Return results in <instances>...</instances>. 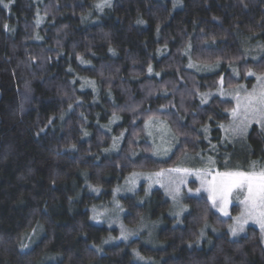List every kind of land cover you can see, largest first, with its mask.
<instances>
[{
	"label": "trees",
	"instance_id": "1",
	"mask_svg": "<svg viewBox=\"0 0 264 264\" xmlns=\"http://www.w3.org/2000/svg\"><path fill=\"white\" fill-rule=\"evenodd\" d=\"M101 2H0V264H264L261 232L230 238L207 195L187 197L174 226L164 193L152 192L151 218H166L158 248L109 245L117 230L92 221L133 172L185 155L207 153L221 172L264 166L257 126L241 146H218L235 104L207 95L264 75V0ZM151 119L178 140L165 160L153 155ZM226 155L242 165L224 167ZM141 200L121 199L129 227L147 214Z\"/></svg>",
	"mask_w": 264,
	"mask_h": 264
},
{
	"label": "rangeland",
	"instance_id": "2",
	"mask_svg": "<svg viewBox=\"0 0 264 264\" xmlns=\"http://www.w3.org/2000/svg\"><path fill=\"white\" fill-rule=\"evenodd\" d=\"M100 5H107L104 0ZM194 65H192V68ZM201 70L206 71L208 67L199 66ZM254 73V72H252ZM261 75H247L248 78H254L253 84H247L246 82L240 83L232 88H225L222 84L216 91H213L209 95V99L214 96H219L224 99H230L234 102L236 115L233 116V111L231 112V119L227 124L222 125V141L218 145L219 147L224 144H231L241 146L247 141V138L254 126L259 127L264 132V121L257 122L253 118V113L251 111L246 112V98L249 93L254 89H257L261 85V81L257 79ZM208 102V101H207ZM147 134L150 141L153 144V155L159 160H165L169 158L174 152L178 140L173 134L168 123L162 119H151L147 122ZM233 128H238L239 131L233 132ZM227 129V131L225 130ZM217 143L211 142V148L216 147ZM217 149V148H216ZM215 149V151H216ZM214 161L215 163H210ZM227 168H231L235 165H242V162H232L228 155L220 161V164ZM219 166L217 159L213 158L209 154H199V155H185L181 162L171 169L183 168L191 170L189 173L185 172H170L169 170H163L158 172H133L126 181L119 185L113 193V198L108 203L96 204L92 210V221L97 225H106L111 229H116L117 233L112 234L108 239L109 245H115L123 242H129L136 238H141L143 242L151 247L158 248L161 246L158 240V230L164 226L166 218H173L175 220L174 226L182 224L183 217L186 214L188 207L185 204V199L187 197H198L201 195H207L209 197V192L205 190L202 186L201 179L195 174L197 170L203 172L205 169H211L212 174L215 175L216 172H221L215 170ZM256 167V166H255ZM214 169V170H213ZM261 168L256 167V171H260ZM245 171V170H242ZM224 172V171H223ZM157 173H163V175L157 176ZM207 179H211L208 177ZM183 180L184 183H180ZM179 187V193L175 192V189ZM191 189V192H189ZM200 189L199 192L196 190ZM154 190H161L166 199L169 201V209L166 212V218L161 217L159 219H152L151 213L154 209V204L151 202V195ZM128 196H141L142 202H146L149 205L147 214L142 220V222L137 227H129L124 222V215L126 211L122 205V198ZM175 196V199L173 198ZM238 190H233L229 196V203L227 206L228 215L219 211L217 208L213 207L219 212L223 219L230 220L227 233L230 238L238 239L244 236L249 228H256L261 232L262 241L264 245V232L261 231L260 226L253 221L249 220L247 224L243 225L244 230L238 231L234 236L230 230V226L237 225L236 218L241 216L245 210V206L239 202ZM242 199L243 196L241 195ZM211 200V199H210ZM212 202V201H211ZM235 205L240 206V212L237 215L232 213ZM213 227L208 226L207 230H211L214 235H220L221 230L216 229L214 231ZM209 236L208 232L205 233L203 237L207 238ZM143 263H148V260Z\"/></svg>",
	"mask_w": 264,
	"mask_h": 264
},
{
	"label": "snow or ice",
	"instance_id": "3",
	"mask_svg": "<svg viewBox=\"0 0 264 264\" xmlns=\"http://www.w3.org/2000/svg\"><path fill=\"white\" fill-rule=\"evenodd\" d=\"M2 2V0H0ZM104 3L111 6L110 0H104ZM104 5H98V7H103ZM7 7V5H5ZM138 23H143V21H137ZM7 28V25H5ZM151 72V68H149ZM248 75H254V73L249 72ZM261 81L259 88L254 89L248 94L246 98V108L245 111H251L253 113V118L257 122L264 121V75L257 77ZM204 103L207 102L206 99L203 100ZM236 115L235 110L233 111V116ZM223 127V126H221ZM227 131V129H225ZM207 131V129H205ZM232 131L235 133L239 131L238 128H233ZM210 163H215L210 161ZM227 168V164L225 163ZM170 172H185L189 173L191 170L176 168L169 170ZM202 182V186L205 190L209 192V199L212 201L213 207L217 208L219 211L228 215L227 206L229 203V196L233 190H238L239 202L245 206L244 212L241 216L236 218L237 225L230 226L232 235H236L238 231H243V225L247 224L249 220L260 226L262 232H264V166L261 167L260 171H256L255 163L252 165L250 171L236 170H226L224 172H216L215 175L212 174L211 169H205L203 172L197 170L195 173ZM157 176L163 175V173H157ZM211 177V179H207ZM180 183H184L183 180ZM197 192L200 189L196 190ZM176 193H179V187L175 189ZM191 192V189H189ZM243 196L241 199L240 196ZM175 199V196L173 197Z\"/></svg>",
	"mask_w": 264,
	"mask_h": 264
}]
</instances>
